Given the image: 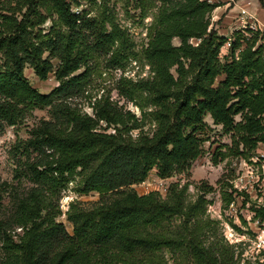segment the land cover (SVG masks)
Returning a JSON list of instances; mask_svg holds the SVG:
<instances>
[{
	"label": "trees",
	"instance_id": "obj_1",
	"mask_svg": "<svg viewBox=\"0 0 264 264\" xmlns=\"http://www.w3.org/2000/svg\"><path fill=\"white\" fill-rule=\"evenodd\" d=\"M132 1L141 18L153 11L147 43L136 54L127 33L105 14L76 15L67 0L1 1L0 132L24 123L35 110L49 109V118L34 126L26 143L36 154L28 166L32 188L12 216L18 233H3L2 264H166L165 250L180 254L186 264L231 262L219 247L206 245L210 222L203 220L204 194L188 202L187 184L170 185L164 198L140 196L132 186L144 183L152 170L160 179L188 172L201 157L207 116L229 135L230 150H240V157L260 156L264 34L234 31L231 48L222 52L226 37L210 23L220 5ZM257 1L264 8V0ZM175 38L178 46L172 44ZM131 58L147 66L149 76L120 78L116 89L140 118L108 98L95 100L92 115L84 114L76 100L86 93L92 70L103 61L107 69L120 70ZM26 67L41 81L53 75L58 86L40 94L25 78ZM110 128L114 132L105 133ZM76 178L83 195L96 193L100 199L88 209L70 204L69 235L57 221L58 203ZM249 210L253 220L264 222V205Z\"/></svg>",
	"mask_w": 264,
	"mask_h": 264
},
{
	"label": "rangeland",
	"instance_id": "obj_2",
	"mask_svg": "<svg viewBox=\"0 0 264 264\" xmlns=\"http://www.w3.org/2000/svg\"><path fill=\"white\" fill-rule=\"evenodd\" d=\"M256 2L258 1L256 0L255 4ZM67 3H70L71 12L76 15L83 13L87 17L94 18L105 14L109 17L129 36L132 43L131 53H139L147 43V29L151 24L153 11H147L146 17L141 18V12L134 9L132 0H67ZM258 6L264 13V8L259 3ZM226 7L228 9L225 13L217 14L214 11L210 19L211 27L219 36H229L235 29L233 25L231 28L224 24V17L229 14L234 4ZM259 25L264 34V25L262 23ZM50 26L51 20L48 19L41 28L46 33ZM191 42L195 43L194 40ZM172 44L178 46L179 40L173 39ZM123 65V69L120 70L107 69L103 61L92 70L87 81L86 93L76 100L79 109L84 114L91 116V104L95 100L108 98L122 112L129 111L136 118H140L139 111L130 102L121 98L116 88L120 78L134 81L147 78L149 76L148 67L132 58ZM24 76L30 86L43 95L50 93L58 86L53 75L41 81L29 67L24 70ZM48 110V108L35 110L24 123L7 127L0 132V222L2 225L6 224V227H0V264L6 258L3 250V233L6 231L11 237L18 233V227L12 224V216L18 202L26 197L32 188L28 166L33 163L36 154L28 149L26 143L30 139V132L34 126L39 121L49 118ZM205 122L208 131L202 134L204 141L201 146V157L192 164L188 172L176 176L172 184L177 180L181 184L188 185L186 192L188 202H193L197 196L205 195L206 211L203 220L210 222L208 238L205 240L206 245L216 246L223 250L228 260H231L229 264H258L257 260H260L259 264H261L264 259L261 255L264 253V222L253 220L249 209L255 203L264 205V157L255 153H244L246 158L240 157L238 155L240 150L237 153L233 149L230 150L229 135L215 128L208 116ZM98 129L102 132L105 124L101 123ZM148 129L149 127L145 128V130ZM113 132V128L105 131L108 134ZM137 134L138 131H133L132 138H135ZM226 145L229 148L225 150L222 147ZM208 154L211 156L209 166L206 157ZM262 154L264 156V153ZM222 155L225 157L223 158ZM155 178L156 171L152 170L144 183L132 186V188L140 196L156 193L154 191ZM79 180L80 178H76L69 183L59 195L58 204L62 215L57 221L63 224L69 235H72V225L67 222L65 213L70 204L75 203L81 208L88 209L100 199L96 193L83 195L80 187L77 186ZM208 188L212 190L208 191ZM230 194L233 202L226 204ZM245 201L246 204H244ZM163 256L166 264H186L178 253L174 254L165 250Z\"/></svg>",
	"mask_w": 264,
	"mask_h": 264
},
{
	"label": "built area",
	"instance_id": "obj_3",
	"mask_svg": "<svg viewBox=\"0 0 264 264\" xmlns=\"http://www.w3.org/2000/svg\"><path fill=\"white\" fill-rule=\"evenodd\" d=\"M207 1L209 4H216V5H226V6H230L231 4H234L233 8L237 9V18H236V25L234 26V30L232 31V33L234 31H240V30H245V29H249L253 32H263V29L261 28V26L259 25V23L257 22L256 16L253 14V7L255 4L256 0H242L241 3H239L238 1L235 2L234 0H205ZM219 8V7H218ZM217 8V9H218ZM226 37V43L222 49V52H226L231 48V42L232 39L229 36H225ZM193 45H196L195 43H192ZM223 54H220V58H223ZM213 125V123H212ZM215 128H217L218 130L221 129V126H215L213 125ZM260 156L264 157L262 153H264V146L260 148ZM207 163L210 162L211 156L208 154L207 156ZM199 160V159H198ZM209 166V163H208ZM264 175V172H263ZM176 176H172L168 179H160V178H155L154 179V191L156 193H158L160 196H165L167 194V191L170 187V185H172L173 183V179ZM174 184H180V187L183 186L184 184H181L179 181H175ZM211 210V207H210Z\"/></svg>",
	"mask_w": 264,
	"mask_h": 264
},
{
	"label": "crops",
	"instance_id": "obj_4",
	"mask_svg": "<svg viewBox=\"0 0 264 264\" xmlns=\"http://www.w3.org/2000/svg\"><path fill=\"white\" fill-rule=\"evenodd\" d=\"M242 0H239L238 2L241 3ZM228 7L221 5L218 9L215 10V13H225ZM253 14L256 16L257 22L262 25H264V13L261 12L260 7L258 6V2L254 4L253 7ZM236 18H237V9L231 8L229 11V14H227L224 17V24L229 25L231 28L236 25ZM233 25V26H232Z\"/></svg>",
	"mask_w": 264,
	"mask_h": 264
}]
</instances>
